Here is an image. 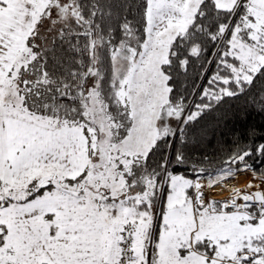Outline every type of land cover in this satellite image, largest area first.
Segmentation results:
<instances>
[{
    "label": "snow or ice",
    "instance_id": "obj_1",
    "mask_svg": "<svg viewBox=\"0 0 264 264\" xmlns=\"http://www.w3.org/2000/svg\"><path fill=\"white\" fill-rule=\"evenodd\" d=\"M258 83L264 0H0V264H264Z\"/></svg>",
    "mask_w": 264,
    "mask_h": 264
},
{
    "label": "trees",
    "instance_id": "obj_2",
    "mask_svg": "<svg viewBox=\"0 0 264 264\" xmlns=\"http://www.w3.org/2000/svg\"><path fill=\"white\" fill-rule=\"evenodd\" d=\"M260 87L258 83L248 95L236 99H226L199 120L195 129L206 131L207 151L211 152L218 146L230 150L232 134L235 132L243 135L250 128H254L258 133L256 142H264V112H260L258 108L252 107L249 103L250 97L256 95ZM245 140L247 142L246 136Z\"/></svg>",
    "mask_w": 264,
    "mask_h": 264
},
{
    "label": "rangeland",
    "instance_id": "obj_3",
    "mask_svg": "<svg viewBox=\"0 0 264 264\" xmlns=\"http://www.w3.org/2000/svg\"><path fill=\"white\" fill-rule=\"evenodd\" d=\"M251 179V177L250 176H241L240 177V179L238 180V181H234L233 183H235L237 186H239V184L241 183H243V185H242V187H244V185L247 183V181L248 180H250ZM240 187V186H239ZM216 192H217V195L215 196V198H218V199H223V198H221V197H219V194H221L222 193V191L219 189V188H217L216 189ZM223 192H225V191H223Z\"/></svg>",
    "mask_w": 264,
    "mask_h": 264
},
{
    "label": "bare ground",
    "instance_id": "obj_4",
    "mask_svg": "<svg viewBox=\"0 0 264 264\" xmlns=\"http://www.w3.org/2000/svg\"><path fill=\"white\" fill-rule=\"evenodd\" d=\"M242 185H243V183L241 184H239V186L240 187H242ZM228 195V193L225 191V192H222L221 194H219V197H221V198H224V197H226ZM218 196V195H217Z\"/></svg>",
    "mask_w": 264,
    "mask_h": 264
}]
</instances>
